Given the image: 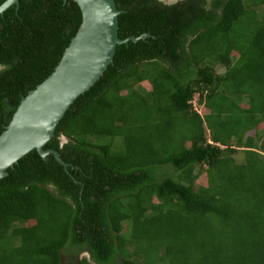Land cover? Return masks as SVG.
Returning <instances> with one entry per match:
<instances>
[{
    "label": "trees",
    "instance_id": "obj_1",
    "mask_svg": "<svg viewBox=\"0 0 264 264\" xmlns=\"http://www.w3.org/2000/svg\"><path fill=\"white\" fill-rule=\"evenodd\" d=\"M115 1L150 36L59 121L67 167L0 180V264H264V0ZM80 23L73 0L0 17V134Z\"/></svg>",
    "mask_w": 264,
    "mask_h": 264
},
{
    "label": "water",
    "instance_id": "obj_2",
    "mask_svg": "<svg viewBox=\"0 0 264 264\" xmlns=\"http://www.w3.org/2000/svg\"><path fill=\"white\" fill-rule=\"evenodd\" d=\"M21 0H6L0 5V17ZM80 9L81 23L53 72L23 97L4 131L0 134V180L27 161L35 152L41 157L59 155L44 146L53 138L61 118L112 69L124 39L125 13L115 0H73ZM174 4L179 0H159ZM61 143L66 142L60 137Z\"/></svg>",
    "mask_w": 264,
    "mask_h": 264
},
{
    "label": "rangeland",
    "instance_id": "obj_3",
    "mask_svg": "<svg viewBox=\"0 0 264 264\" xmlns=\"http://www.w3.org/2000/svg\"><path fill=\"white\" fill-rule=\"evenodd\" d=\"M218 71H220V70L217 69V72H218ZM196 97H197V96H196ZM196 97H195V98H196ZM195 100H196V99H195ZM193 103H194V101H193ZM261 129H262V125H259V126L257 127V133L260 134ZM247 135H249V136H255L256 134H254V132L251 131V132H249ZM119 140H120V139L118 138V139L116 140V143H120ZM234 156H235L236 161L239 162V163H241L244 155L242 154V150H238ZM203 169H205V168H203ZM195 171H198V168H196ZM196 183H197L198 185H206V177H205L204 171H203V173H201V174L199 175V177L196 179ZM84 256H85V254H82V255H81V257H84ZM62 262H66V258H65L64 256H63V258H62Z\"/></svg>",
    "mask_w": 264,
    "mask_h": 264
},
{
    "label": "flooded vegetation",
    "instance_id": "obj_4",
    "mask_svg": "<svg viewBox=\"0 0 264 264\" xmlns=\"http://www.w3.org/2000/svg\"><path fill=\"white\" fill-rule=\"evenodd\" d=\"M159 1V0H158ZM179 1H181V0H179ZM161 2V1H160ZM178 2V1H177Z\"/></svg>",
    "mask_w": 264,
    "mask_h": 264
}]
</instances>
